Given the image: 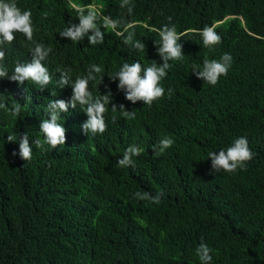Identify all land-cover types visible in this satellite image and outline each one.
Masks as SVG:
<instances>
[{"label": "trees", "instance_id": "16d2710c", "mask_svg": "<svg viewBox=\"0 0 264 264\" xmlns=\"http://www.w3.org/2000/svg\"><path fill=\"white\" fill-rule=\"evenodd\" d=\"M30 1L38 12L68 8L75 14L66 0ZM74 2L98 4L106 16L124 20L146 50L124 44L127 32L118 36L100 20L103 44L60 36L61 43L43 42L63 49L45 62L54 75L43 90L32 81L20 85L0 78V102L6 105L0 108V264H201L196 248L202 240L212 249L211 264H264V0H130L131 14L120 7L122 0ZM165 24L183 34L178 41L183 60L170 61L173 66L161 81L163 98L151 107L133 104L110 76L133 58L145 66L162 63L155 43ZM205 25L215 26L221 43L203 46ZM4 47L9 75L16 62L32 59V47L19 36ZM225 52L233 57L227 76L215 86L196 77L193 63L202 65L198 59H219ZM92 64L103 76L99 85V76L90 82L93 95L109 89L113 94L106 131L84 134L86 113L79 105L69 107L60 119L67 129L65 144L38 149L34 141L43 140L39 125L50 119L48 102L72 96L71 86L57 87L56 68H71L75 80ZM168 88L174 90L171 99ZM17 102L22 110L13 116ZM111 104L135 110L136 119L122 118ZM25 133L33 149L30 161L19 156ZM10 134L17 140L9 142ZM242 136L255 153L247 170L214 172L208 152ZM164 137L174 145L156 156L151 146ZM132 144L144 152L133 158L134 166L118 167ZM137 191L163 196L154 204L135 198Z\"/></svg>", "mask_w": 264, "mask_h": 264}, {"label": "clouds", "instance_id": "9594fccd", "mask_svg": "<svg viewBox=\"0 0 264 264\" xmlns=\"http://www.w3.org/2000/svg\"><path fill=\"white\" fill-rule=\"evenodd\" d=\"M28 2L19 0H0V78H7L11 81L23 85L25 81H32L39 89L43 90L50 85L53 80V73L45 66L49 55L54 56L61 53L62 48L52 49L43 42L50 41L53 43H61L60 37L69 38L73 43L81 42L85 37L90 45H100L104 43L105 34L101 30L98 21L102 20L103 28L116 32L118 36H124L123 43L131 45L134 50L144 52L145 44L141 40H134L135 33L130 31L131 25L125 24L122 19H112L98 10L99 5L95 3H87L83 6L78 5L74 0H66L70 7L77 13L72 14L67 8L64 11L52 12L45 9L43 12L35 11ZM29 4V5H28ZM28 5V7H26ZM121 8L127 7L128 13L131 14L133 7L130 6V0H122ZM72 17V18H71ZM79 19V21L76 19ZM65 20V21H64ZM171 21L172 17H168ZM77 22V23H76ZM123 25V31H117V28ZM160 42L157 53L162 63L158 64L155 60L151 61L149 66H145L142 59L136 58L131 63L125 62L119 70L110 76V79L118 80V90L123 91L125 99L135 104L137 101H143L145 105L152 106L165 96V88L161 86L168 70L173 66L170 61H182L184 54L182 45L178 42L183 34L177 32L174 24H165L158 30ZM203 46L209 47L221 43L222 37L215 31V26L205 25L200 30ZM19 36L26 45H29V52L32 59L30 62H16L11 75L5 65L6 44H11L15 37ZM63 50V49H62ZM64 54V52H63ZM60 59H63L59 56ZM201 64L193 63L191 69L198 79L204 80L206 84L215 86L221 76H227L232 63L233 57L230 53L225 52L219 59H209L207 56L198 59ZM142 65H144L142 67ZM102 72L100 66L92 64L88 67L86 74L77 75L75 80L72 78L71 68H63L58 66L55 73L59 74L56 85L59 88L71 86L72 96L70 100L63 99L50 100L47 105V113L50 119H44L39 125V131L43 134V140L37 138L34 143L38 149H43L45 145L51 149L64 145L66 142L67 129L60 123L61 113L68 112L69 107L83 110L88 119L81 124V130L84 134L95 136L103 134L107 129L105 114L112 101L113 94L109 89L105 94H101L98 90L97 95H93L90 90V82L96 81ZM143 72V76H141ZM103 76H99V82L102 83ZM174 90L167 89V96L171 99ZM4 94L0 93V97ZM6 105L0 102V108ZM113 112L119 110L121 117L128 120H135V110H126L125 105L111 104ZM22 110L20 103L12 105V115L18 116ZM117 117H112V122L116 123ZM7 140L14 142L17 140L16 135H8ZM174 145V140L170 137L162 138L157 144L151 146L156 156L162 155L167 149ZM47 151L48 149H44ZM32 146L29 142L27 133L23 134L19 139V156L25 161L32 158ZM144 149L136 144L129 145L124 151L122 158L118 159L117 166L126 168L134 166V157L140 156ZM17 152L13 151L12 156L15 157ZM208 158L211 159V167L214 172L223 170L227 173H235L239 170H247V163L252 161L255 153L250 149L247 137H238L232 144L226 148L217 151H209ZM135 198L139 200L150 201L159 204L163 196V192L155 195L149 192L137 191L134 193ZM212 249L203 242H200L196 248V255L199 257L201 264H211Z\"/></svg>", "mask_w": 264, "mask_h": 264}]
</instances>
